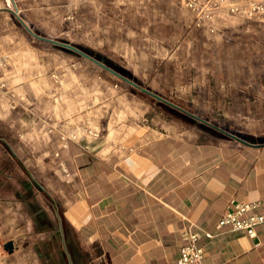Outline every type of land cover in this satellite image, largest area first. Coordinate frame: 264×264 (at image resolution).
I'll use <instances>...</instances> for the list:
<instances>
[{
	"label": "rangeland",
	"instance_id": "1",
	"mask_svg": "<svg viewBox=\"0 0 264 264\" xmlns=\"http://www.w3.org/2000/svg\"><path fill=\"white\" fill-rule=\"evenodd\" d=\"M4 91L14 108L25 99L38 114L25 135L18 121H0V139L14 151L6 155L0 143L6 229L17 222V192H28L17 156L42 182L59 186L68 174L58 163L44 169L55 129L110 145L196 127L198 118L264 133V0H0L6 99ZM24 141L30 162L17 152ZM5 239L0 232V252Z\"/></svg>",
	"mask_w": 264,
	"mask_h": 264
},
{
	"label": "crops",
	"instance_id": "2",
	"mask_svg": "<svg viewBox=\"0 0 264 264\" xmlns=\"http://www.w3.org/2000/svg\"><path fill=\"white\" fill-rule=\"evenodd\" d=\"M4 95L0 121H18L25 135L38 114L27 100L19 98L14 108L8 91ZM195 126L181 124L126 145L55 129L43 152L50 160L46 166L38 161L44 169L63 165L68 174L59 186L42 182L15 158L28 192L16 194L21 204L14 226L0 227L3 247L12 242V250L0 252V264H178L184 231L196 233L203 250L188 264H264V222L252 236L217 225L234 201L259 199L254 211L264 214V133L243 134L204 118ZM0 143L6 155L14 153ZM26 145L18 144L17 152L24 154ZM3 174L10 176L7 169Z\"/></svg>",
	"mask_w": 264,
	"mask_h": 264
},
{
	"label": "built area",
	"instance_id": "3",
	"mask_svg": "<svg viewBox=\"0 0 264 264\" xmlns=\"http://www.w3.org/2000/svg\"><path fill=\"white\" fill-rule=\"evenodd\" d=\"M230 9L233 10V7ZM259 204V199L234 201L230 207L220 214L217 225H228L233 230H243L247 235L252 236L255 233V225L264 222V214L254 211ZM203 233L207 237L212 236L211 232L203 231ZM197 237L196 233L182 232L185 243L180 247L176 258L178 264L194 263L202 258V247L195 244Z\"/></svg>",
	"mask_w": 264,
	"mask_h": 264
},
{
	"label": "water",
	"instance_id": "4",
	"mask_svg": "<svg viewBox=\"0 0 264 264\" xmlns=\"http://www.w3.org/2000/svg\"><path fill=\"white\" fill-rule=\"evenodd\" d=\"M59 44H60L61 46H63V47H66V48L70 49V50H73V51H75V52H77V53H79V54H81V55H83V56H85V57H88V58L91 57L88 53H86L84 50H82L81 48H79V47H77V46H74V45L69 44V43H63V42H59ZM95 61L101 64V62H99L98 60H95ZM107 68H108V67H107ZM108 69H110V68H108ZM110 70L114 72V70H112V69H110ZM142 90H143V91H146V92H148V93H150V94H153L157 99L164 100V101L168 102V101H167L166 99H164L162 96H160V95H158V94H155V93H153L152 91H149L148 89H146V88H144V87H142ZM4 248H5L6 250H9V251L12 250V242H10V241H9V242H6V243L4 244Z\"/></svg>",
	"mask_w": 264,
	"mask_h": 264
}]
</instances>
